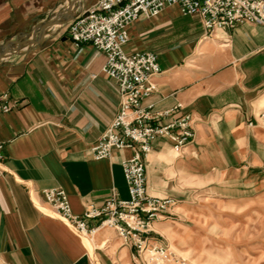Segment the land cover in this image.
Segmentation results:
<instances>
[{"label":"crops","instance_id":"0c3cea01","mask_svg":"<svg viewBox=\"0 0 264 264\" xmlns=\"http://www.w3.org/2000/svg\"><path fill=\"white\" fill-rule=\"evenodd\" d=\"M69 1L0 0V46L28 41L0 57V95L11 105L0 111V264H133L132 247L114 230L82 236L41 193L63 189L75 215L101 207L111 189L128 198L121 161L132 151L89 154L119 110L117 83L101 71L105 53L75 46L69 20L38 31ZM96 1H74L70 18ZM126 30L125 52H152L161 69L143 105L172 109L162 122L188 114L194 131L180 149L156 137L144 159L147 192L176 201L171 216L152 224L157 242L197 194L264 180V130L248 124L264 106V25L210 32L197 14L167 6Z\"/></svg>","mask_w":264,"mask_h":264},{"label":"built area","instance_id":"2783aa9c","mask_svg":"<svg viewBox=\"0 0 264 264\" xmlns=\"http://www.w3.org/2000/svg\"><path fill=\"white\" fill-rule=\"evenodd\" d=\"M167 6H177L182 14H197L210 32L242 22L264 25V0H97L93 6L73 14L67 29L70 40L75 46L91 43L105 53L101 71L115 80L120 98L117 114L90 147L89 154L101 159L116 150L132 151L121 161L128 198H119L111 189L101 207L88 205L81 215H75L63 189L41 191L51 211L78 233L87 235L99 226L112 227L132 247L133 264H188L173 260L166 246L149 236L153 222L168 212L174 200L147 192L144 159L156 137L171 141L175 149L189 143L194 136L192 119L186 114L162 122L172 109L156 111L153 104L143 105L142 101L156 90L155 79L161 69L152 52H125L127 26L140 16L155 17ZM10 108L5 95H0V111ZM248 124L264 130V106ZM1 148L0 142V158Z\"/></svg>","mask_w":264,"mask_h":264},{"label":"rangeland","instance_id":"374dc122","mask_svg":"<svg viewBox=\"0 0 264 264\" xmlns=\"http://www.w3.org/2000/svg\"><path fill=\"white\" fill-rule=\"evenodd\" d=\"M74 1H69L66 11L47 20V26L61 24L62 16L67 15ZM47 26L39 27L38 31ZM27 43H5L0 46V57ZM220 193L202 192L192 203L179 206L174 218L178 215L180 218L158 230L157 243L166 246L173 260L188 264H264V180H242L234 187L226 186ZM175 206L176 201L169 210ZM169 210L158 220L171 216Z\"/></svg>","mask_w":264,"mask_h":264},{"label":"water","instance_id":"95a60500","mask_svg":"<svg viewBox=\"0 0 264 264\" xmlns=\"http://www.w3.org/2000/svg\"><path fill=\"white\" fill-rule=\"evenodd\" d=\"M67 15H63L62 20L60 21L61 23H65L70 19V14H71V9L69 8L68 11L66 12ZM49 23L47 22L46 24H44L42 27L47 26Z\"/></svg>","mask_w":264,"mask_h":264}]
</instances>
